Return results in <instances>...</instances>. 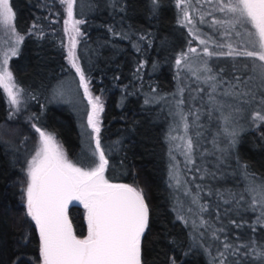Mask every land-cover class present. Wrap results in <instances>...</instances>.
<instances>
[{"label": "trees", "instance_id": "16d2710c", "mask_svg": "<svg viewBox=\"0 0 264 264\" xmlns=\"http://www.w3.org/2000/svg\"><path fill=\"white\" fill-rule=\"evenodd\" d=\"M11 4L15 28L25 36L11 70L26 98L12 121L11 107L0 89V127L8 128L0 134V264H40L39 234L25 214L23 192L27 162L38 138L32 124L54 133L70 160L81 166H88L93 159L89 148H94V141L87 127V99L82 114L56 96L61 83L69 78L79 86V77L67 60L65 14L59 0H11ZM75 11L77 18L85 20L77 45L79 62L92 92L105 97L100 133L109 160L105 175L113 183L141 188L149 205L143 264H172L173 258L176 264H218L220 248L197 245L193 227L178 217L180 190L171 178L174 149L169 135L177 116L167 104L170 98L179 97L183 82L175 60L192 40L188 28L178 22L176 0H159L155 9L152 0H79ZM228 59L217 60L214 66L223 85L234 83L235 76H244L240 70H230ZM184 88L181 107L185 114L191 113L192 138L196 141L204 130L210 134L220 130L218 112L211 117L208 114L206 93L193 99L192 86L184 84ZM240 130L239 140L226 151L223 169L230 174V182L239 180V186L245 187L246 172L264 179V125L256 127L246 118ZM204 143L197 147L214 152L211 142ZM218 143L228 150L226 141ZM203 202L209 203V218L217 213L227 216L226 222H236L229 227L228 244L248 245L241 252L264 246V228L252 230L253 212L241 209L234 214V204L218 196H204ZM68 215L75 234L86 236L83 206L76 202ZM237 261L259 264L251 256L228 255L227 264Z\"/></svg>", "mask_w": 264, "mask_h": 264}, {"label": "snow or ice", "instance_id": "6c2138e0", "mask_svg": "<svg viewBox=\"0 0 264 264\" xmlns=\"http://www.w3.org/2000/svg\"><path fill=\"white\" fill-rule=\"evenodd\" d=\"M78 2L79 0H59L65 14L63 23L64 32L68 37L67 60L79 77V87L83 89L84 98L90 106V111L87 112V127L91 129L90 139L94 141V148H89L93 159L88 166L73 162L54 133L33 123L32 128L38 134V140L34 155L27 162L25 170L27 176L23 188L25 214L38 230L40 264H143L142 240L149 227L150 209L141 188L127 183H113L105 175L109 160L100 136V117L104 106L101 98L94 96L90 90L91 81L86 76L76 52L79 38L83 35L80 25L85 23V20L76 16ZM196 2L199 3L200 0ZM205 2L215 3L213 11L226 17L212 20V25L219 26L223 30V37L229 41L212 43L215 44V48L227 49L226 51L213 50L209 46L210 40L201 38L197 33L196 20L189 11L190 8L192 12L198 11L192 0H176V6L183 14L178 22L186 27L191 26L189 33L204 46L202 49L204 56L243 57L248 61L243 68L251 73L245 78L235 76L233 78L235 82H228V86L222 92H218V89L224 84L223 80H217L215 75L205 76L204 81L210 87L208 114L211 117L214 111L219 112L227 125L232 121L234 113L244 110V105L255 106L252 121L256 127H260L264 125V0H205ZM152 4L155 9L159 0H152ZM207 15L212 13L209 12ZM14 20L15 12L11 0H0V29L12 25V34L15 36L14 46L4 52L3 59L0 60V89L5 94L8 105L19 111L26 98L25 90L10 70L9 60L19 54V46L25 36L15 29ZM199 22H205V14L200 15ZM36 27V24L32 25L33 29ZM109 31L112 29L109 28ZM233 35L237 38L235 42L231 41ZM189 53L199 55L197 48L189 47L187 53H180L175 60L178 69L189 67L186 63ZM203 71L206 73L212 71L207 61L204 62ZM180 91L182 94L183 90ZM217 95L229 99L219 100ZM183 103L182 99L177 102L178 105ZM225 109H228L227 114ZM177 114L185 135L172 136L170 132L169 138L182 141V145L177 147L182 146L185 162L195 164L194 144L187 136L190 126L188 115L191 113L185 114L180 111ZM196 119H199V116ZM171 131H175V128ZM225 131L232 138L230 144L234 145L237 131L235 129L228 131L227 128ZM175 167L173 165V168ZM245 175L248 178L245 191L252 197L249 206L252 211H259L255 224L252 225V230L255 231L256 226L264 228V179H257L254 173L246 172ZM171 178L177 185L182 182L177 172H173ZM197 187L199 188V185ZM229 195L231 199H235L234 193ZM197 199L198 195L193 199V203H196ZM243 199L244 196L241 195L240 200ZM73 202L83 205L86 211L87 235L83 238L75 234L68 217V208ZM224 202L229 203L230 200L226 199ZM206 208V205H201L200 211H206ZM205 223L206 221H201L202 225ZM213 236L219 238L215 233ZM252 243L255 245V241ZM241 248H248V245L233 247L225 242L224 251L218 253V264H227L228 255H242L246 258L251 256L259 264H264V246L252 247L247 252H241ZM172 264H176L174 258ZM236 264H239V261Z\"/></svg>", "mask_w": 264, "mask_h": 264}, {"label": "rangeland", "instance_id": "374dc122", "mask_svg": "<svg viewBox=\"0 0 264 264\" xmlns=\"http://www.w3.org/2000/svg\"><path fill=\"white\" fill-rule=\"evenodd\" d=\"M192 4L194 5L196 9H198V11L196 12H192L191 8L189 9L190 14L196 20L195 30L197 31V33L201 36V38L210 40L209 46L213 50L226 51L227 49L215 48V44L212 43V41H215L216 43L229 42L228 39L223 37L222 35L223 30L220 29L219 26L212 25V20L214 18H217V17L226 18L224 14L213 11L215 7V3H211V4L206 3L205 0H200V2L197 3L196 0H192ZM178 10H179V20H180L183 14L180 8H178ZM209 12H211L212 15H207V13ZM201 14H205L204 23L199 22V17ZM14 27H15V22H14ZM189 27L191 26H187L186 28H188L189 30ZM80 28H81V25H80ZM81 37L79 38V40L81 39ZM14 40H15V36L12 34V25L8 26L7 28L0 29V60L3 59L4 52L8 51L10 47L14 46ZM236 40L237 38L233 35V37H231V41L235 42ZM21 44L19 46V52L21 49ZM67 44H68V37H67V42H66V49H67ZM189 47L197 48L199 55L189 53L188 54L189 59L186 61L189 67H182L180 69L177 68L179 72V76L182 79L183 84H181L179 88V93H178L179 97L174 98V99L170 98L168 101L169 104H167L168 110L170 111L173 110V112L177 116L176 124L173 127L175 128V131L171 132L172 136L185 135L183 131L182 122L180 121V117L177 114L178 112L183 111V108L181 107V105H178L177 102L181 100L182 95L185 91L184 84L189 87L192 86L193 99H196L200 97L201 94L206 93L205 96H206V99L208 100V94L210 92V87L208 83H205L204 77L207 75L216 76L215 74L216 72L214 71L215 69L214 66L218 63L217 60H220L226 57V56H213V57L204 56L202 53V49L204 46L200 45L199 41L196 40L193 36L191 40V45ZM188 48L186 49V51H184V53H187ZM13 58L14 57H11L9 60L10 70H11V61ZM227 58H230L228 59V61H230L231 71L240 70L241 73H243L244 75L243 78L251 74L250 72H246L243 68V65L245 63H248V61L245 58L243 57H236V58L227 57ZM205 61H207L208 67L212 69L211 73H206L203 71V65ZM227 86L228 84L222 85L218 89V92H222L224 88ZM181 89L183 90L182 94L180 91ZM93 95L99 96L101 98V102L103 103V106L105 108V97L102 95H96L94 93ZM56 96L63 103L69 104L79 109L80 113L82 114L86 109L87 104H86L85 98L82 95L81 89L79 88L77 81L74 80L73 78H69L61 83V85L59 86L58 94H56ZM217 99L225 100L229 98H225L221 95H217ZM24 105H25V102L22 103L21 108L24 107ZM243 108H244L243 111L233 114L232 121L228 123L227 125H225L223 119L221 118V114L218 112L219 122L221 120L219 124L220 130L213 131L212 134L204 130L203 133L200 132L197 135L198 139L196 141L192 138V132L190 131V129L194 126V124L192 125L191 122L188 121L190 126L187 132V136L192 139L193 144H194L193 159L195 160V164H187L185 162V156L182 154L183 152L182 146L177 147V145H182V141L171 140L173 144V149H174V154H173L174 160L171 166V174L173 172H177L182 181L180 185H177L176 181L172 179L174 186H176L180 190V198H179V203L177 206L178 217L180 219L182 217L181 220L184 223L193 227L195 231L194 240L197 245L205 246V247L207 246L208 248H211V249L214 247H218L220 248L221 251L224 250V243L226 242V236L229 233L228 230H229L230 225L236 224V222L232 223L233 220H228V222H226L225 218L227 216L221 217L217 213L213 214L209 218L208 217V213H209L208 204L209 203L203 202L204 196H218L223 201H225L226 199L230 200L228 204L230 203L234 204L232 208L234 214H239L241 209H243L244 211L248 210L250 212H253L255 216L252 220V224H255L256 217L259 215V211L254 212L249 206L251 203L252 197L250 196L248 192L245 191L246 186L245 187L239 186L240 184L239 180H234L230 182L229 181L230 174L225 173L223 169V167L226 166V163H227L225 161L226 151H229L239 140V134L241 132L240 130L241 123L246 118L252 119L253 112L256 110L255 106L249 107L247 105H244ZM227 112H228V109H225V114H227ZM17 113L18 111H15L14 109L11 108L12 121L16 117ZM102 114L103 112L101 113V117H100L101 127H102ZM196 115H197V112H196ZM225 128H227L228 131H231L232 129H235L237 131L238 134L235 137L236 143L234 145L230 144V140L232 138L225 131ZM6 129L8 128L0 127V134L6 133ZM37 140H36V144H37ZM205 140L213 144L212 149L214 152H210L208 150H202L197 147L200 142L204 143ZM219 141L224 142V143L226 141L228 144H230V145L227 144L228 150L226 148H221L218 143ZM63 148L68 155V152L64 146ZM211 155L214 156L213 160L210 159ZM68 158H69V155H68ZM173 165H175L176 167L173 168ZM184 169H186V173L184 172ZM197 169H199V171H197ZM246 181L248 183V178ZM231 184H233V186H230ZM198 185H199V188L197 187ZM193 188L195 190H192ZM230 193L235 194V199H231L229 195ZM197 195H198L197 202L193 203V199L197 197ZM241 195L244 196L243 200H240ZM237 201H239V204H237ZM201 205L207 206L206 211H203V212L200 211ZM85 215H86V211H85ZM201 221H206V223L202 225ZM219 229H223V231H219ZM213 233H215V236L219 238L218 239L214 238Z\"/></svg>", "mask_w": 264, "mask_h": 264}, {"label": "water", "instance_id": "95a60500", "mask_svg": "<svg viewBox=\"0 0 264 264\" xmlns=\"http://www.w3.org/2000/svg\"><path fill=\"white\" fill-rule=\"evenodd\" d=\"M75 203H76V202H73L72 204H70V205H69V208H70L71 205H73V204H75ZM69 208H68V211H69ZM68 217H69V215H68ZM69 220H70V219H69Z\"/></svg>", "mask_w": 264, "mask_h": 264}]
</instances>
